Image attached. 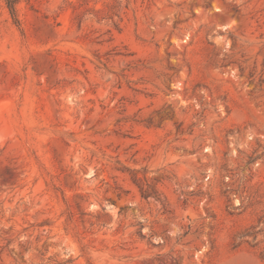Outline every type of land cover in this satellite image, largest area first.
Segmentation results:
<instances>
[{"label":"rangeland","instance_id":"374dc122","mask_svg":"<svg viewBox=\"0 0 264 264\" xmlns=\"http://www.w3.org/2000/svg\"><path fill=\"white\" fill-rule=\"evenodd\" d=\"M0 0V264H264V0Z\"/></svg>","mask_w":264,"mask_h":264},{"label":"trees","instance_id":"16d2710c","mask_svg":"<svg viewBox=\"0 0 264 264\" xmlns=\"http://www.w3.org/2000/svg\"><path fill=\"white\" fill-rule=\"evenodd\" d=\"M6 7L8 9V12L15 23H17L16 20V5L18 4L19 0H4Z\"/></svg>","mask_w":264,"mask_h":264}]
</instances>
